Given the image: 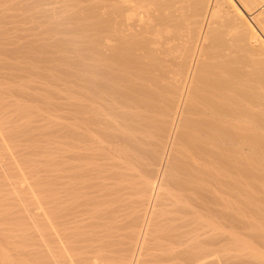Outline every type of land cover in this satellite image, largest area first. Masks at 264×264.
<instances>
[{
	"label": "bare ground",
	"instance_id": "bare-ground-1",
	"mask_svg": "<svg viewBox=\"0 0 264 264\" xmlns=\"http://www.w3.org/2000/svg\"><path fill=\"white\" fill-rule=\"evenodd\" d=\"M0 156V264H264V0H0Z\"/></svg>",
	"mask_w": 264,
	"mask_h": 264
},
{
	"label": "rangeland",
	"instance_id": "rangeland-1",
	"mask_svg": "<svg viewBox=\"0 0 264 264\" xmlns=\"http://www.w3.org/2000/svg\"><path fill=\"white\" fill-rule=\"evenodd\" d=\"M49 125H51V124H49ZM0 158L2 159V156H0ZM3 159H4V158H3ZM5 160H6V159H5ZM5 160H4V161H5ZM1 163H2V162H1V160H0V166H1ZM2 166H3V165H2Z\"/></svg>",
	"mask_w": 264,
	"mask_h": 264
}]
</instances>
